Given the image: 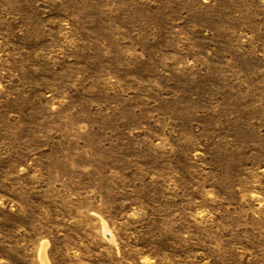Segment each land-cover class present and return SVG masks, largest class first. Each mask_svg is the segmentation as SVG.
Instances as JSON below:
<instances>
[{
    "label": "rangeland",
    "instance_id": "obj_1",
    "mask_svg": "<svg viewBox=\"0 0 264 264\" xmlns=\"http://www.w3.org/2000/svg\"><path fill=\"white\" fill-rule=\"evenodd\" d=\"M0 264H264V0H0Z\"/></svg>",
    "mask_w": 264,
    "mask_h": 264
}]
</instances>
